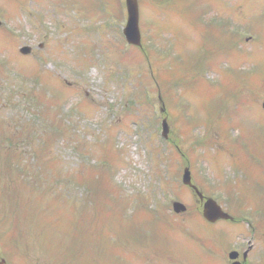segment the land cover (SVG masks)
Masks as SVG:
<instances>
[{
    "label": "rangeland",
    "instance_id": "obj_1",
    "mask_svg": "<svg viewBox=\"0 0 264 264\" xmlns=\"http://www.w3.org/2000/svg\"><path fill=\"white\" fill-rule=\"evenodd\" d=\"M124 4L0 0V263L264 262V0H139L141 46Z\"/></svg>",
    "mask_w": 264,
    "mask_h": 264
},
{
    "label": "water",
    "instance_id": "obj_2",
    "mask_svg": "<svg viewBox=\"0 0 264 264\" xmlns=\"http://www.w3.org/2000/svg\"><path fill=\"white\" fill-rule=\"evenodd\" d=\"M127 5H128L129 13H130V19H129L128 28L126 30V34L130 42L136 45H139L140 44V32H139V27H138V2L137 0H127ZM22 51L24 53H28L30 49L26 47L22 49ZM184 183L187 185L193 186L191 183V173L189 169H186L185 171ZM175 209L177 211H180L181 209H185V207L182 206L181 204H176ZM204 215L209 220H216L218 217H224V218L229 217L227 214L221 211L220 207L213 200H209L206 203Z\"/></svg>",
    "mask_w": 264,
    "mask_h": 264
},
{
    "label": "flooded vegetation",
    "instance_id": "obj_3",
    "mask_svg": "<svg viewBox=\"0 0 264 264\" xmlns=\"http://www.w3.org/2000/svg\"><path fill=\"white\" fill-rule=\"evenodd\" d=\"M246 264V263H245Z\"/></svg>",
    "mask_w": 264,
    "mask_h": 264
}]
</instances>
